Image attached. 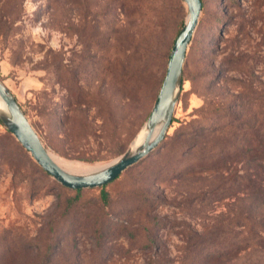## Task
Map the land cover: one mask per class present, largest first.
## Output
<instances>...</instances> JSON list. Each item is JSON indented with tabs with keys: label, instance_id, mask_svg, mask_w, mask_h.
<instances>
[{
	"label": "rangeland",
	"instance_id": "obj_1",
	"mask_svg": "<svg viewBox=\"0 0 264 264\" xmlns=\"http://www.w3.org/2000/svg\"><path fill=\"white\" fill-rule=\"evenodd\" d=\"M188 14L0 0V80L49 150L109 163L144 130ZM105 190L63 186L0 123V264H264L246 240L264 236V0H203L165 137Z\"/></svg>",
	"mask_w": 264,
	"mask_h": 264
},
{
	"label": "water",
	"instance_id": "obj_2",
	"mask_svg": "<svg viewBox=\"0 0 264 264\" xmlns=\"http://www.w3.org/2000/svg\"><path fill=\"white\" fill-rule=\"evenodd\" d=\"M184 1L188 6L189 14L174 42L164 81L145 125L148 132L144 142L135 150L126 151L96 171L75 174L60 166L51 157L49 149L23 111L17 98L0 80V98L7 109L0 113V120L36 162L63 186L74 190L106 186L127 168L146 157L165 137L178 101L187 49L203 8L202 0Z\"/></svg>",
	"mask_w": 264,
	"mask_h": 264
},
{
	"label": "trees",
	"instance_id": "obj_3",
	"mask_svg": "<svg viewBox=\"0 0 264 264\" xmlns=\"http://www.w3.org/2000/svg\"><path fill=\"white\" fill-rule=\"evenodd\" d=\"M203 1V0H202ZM0 123H2L0 121ZM248 150H244V149H240V148H237L235 149L234 151L230 152V153H226L224 157L220 158V159H217L216 160H211V162H208L207 164H205V167L207 168H211V167H219L217 166L218 164H223L225 163V159H231V158H235V157H238V156H241L242 154H245ZM203 167V165H202ZM102 188V197H103V200L105 202H108V193L106 192L105 190V186L101 187ZM230 190L231 191H235V187H230ZM78 193L80 192V189L77 190ZM76 199V198H75ZM260 227L259 226H256V225H253L251 227V230H250V238L246 239L247 240V244L250 245V240L252 241V244L256 245V246H262L264 245V236L260 230ZM244 244V240H237L235 239L233 241V243L231 244V246L225 250V251H222V252H218L217 253V256L220 257L222 255H227L229 257H231L233 254L234 255H237L239 254L243 249H246V246L243 247Z\"/></svg>",
	"mask_w": 264,
	"mask_h": 264
},
{
	"label": "bare ground",
	"instance_id": "obj_4",
	"mask_svg": "<svg viewBox=\"0 0 264 264\" xmlns=\"http://www.w3.org/2000/svg\"><path fill=\"white\" fill-rule=\"evenodd\" d=\"M6 106L2 99L0 98V113L5 112ZM147 129L144 128V130L136 137V139L133 141V144L129 150L133 151L137 147H139L145 140L147 136ZM49 153L51 157L65 170L75 173V174H86L93 171H96L100 169L101 167L105 166L108 163H88V162H81V161H75V160H67L63 159L60 156L53 153L51 150H49ZM113 161V160H112Z\"/></svg>",
	"mask_w": 264,
	"mask_h": 264
}]
</instances>
